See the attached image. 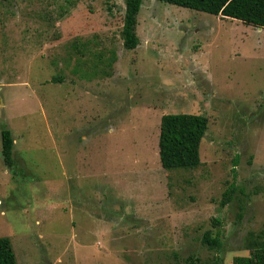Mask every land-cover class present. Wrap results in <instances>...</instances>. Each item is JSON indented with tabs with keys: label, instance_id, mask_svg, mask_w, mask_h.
<instances>
[{
	"label": "rangeland",
	"instance_id": "374dc122",
	"mask_svg": "<svg viewBox=\"0 0 264 264\" xmlns=\"http://www.w3.org/2000/svg\"><path fill=\"white\" fill-rule=\"evenodd\" d=\"M124 7L0 0V236L17 264H232L264 241V30L142 0L126 49ZM175 113L208 119L196 168L160 165Z\"/></svg>",
	"mask_w": 264,
	"mask_h": 264
},
{
	"label": "trees",
	"instance_id": "16d2710c",
	"mask_svg": "<svg viewBox=\"0 0 264 264\" xmlns=\"http://www.w3.org/2000/svg\"><path fill=\"white\" fill-rule=\"evenodd\" d=\"M176 6L197 10L223 18L236 19L264 30V0H157ZM142 0H124V12L120 37L126 49H134L138 43L136 35L137 15ZM208 128V119L201 114L175 113L160 118L158 135V157L163 169H193L200 164L199 148ZM13 137L11 131L0 129L1 156L7 167L13 166ZM228 197H225L224 199ZM261 235L248 240L249 254L235 256L232 264H264V241ZM202 243L210 248H219L221 241L216 233L202 236ZM0 264H17L8 237L0 236Z\"/></svg>",
	"mask_w": 264,
	"mask_h": 264
}]
</instances>
